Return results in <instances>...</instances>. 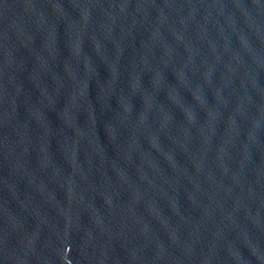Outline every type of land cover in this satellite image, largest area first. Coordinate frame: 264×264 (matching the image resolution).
<instances>
[{
  "label": "water",
  "instance_id": "obj_1",
  "mask_svg": "<svg viewBox=\"0 0 264 264\" xmlns=\"http://www.w3.org/2000/svg\"><path fill=\"white\" fill-rule=\"evenodd\" d=\"M0 264H264V0H0Z\"/></svg>",
  "mask_w": 264,
  "mask_h": 264
}]
</instances>
